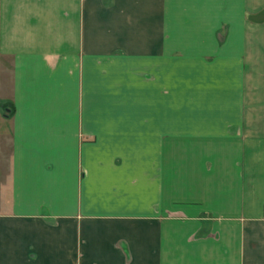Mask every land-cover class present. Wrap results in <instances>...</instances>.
Here are the masks:
<instances>
[{
  "label": "crops",
  "instance_id": "obj_1",
  "mask_svg": "<svg viewBox=\"0 0 264 264\" xmlns=\"http://www.w3.org/2000/svg\"><path fill=\"white\" fill-rule=\"evenodd\" d=\"M0 264H264V0H0Z\"/></svg>",
  "mask_w": 264,
  "mask_h": 264
},
{
  "label": "trees",
  "instance_id": "obj_2",
  "mask_svg": "<svg viewBox=\"0 0 264 264\" xmlns=\"http://www.w3.org/2000/svg\"><path fill=\"white\" fill-rule=\"evenodd\" d=\"M4 113H5V110H4ZM4 116L5 117H10V113L9 114L5 113Z\"/></svg>",
  "mask_w": 264,
  "mask_h": 264
}]
</instances>
